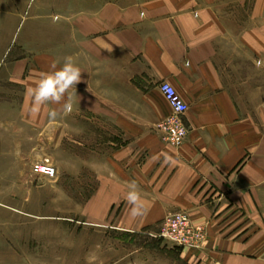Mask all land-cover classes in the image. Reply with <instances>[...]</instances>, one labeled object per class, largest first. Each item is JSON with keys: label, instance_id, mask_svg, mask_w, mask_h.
<instances>
[{"label": "crops", "instance_id": "0c3cea01", "mask_svg": "<svg viewBox=\"0 0 264 264\" xmlns=\"http://www.w3.org/2000/svg\"><path fill=\"white\" fill-rule=\"evenodd\" d=\"M45 8L52 25L39 26L36 58L21 71L37 81L71 58L81 80L67 94L70 112L46 103L36 116L27 93L36 81H27L19 113L26 131L52 121L56 180H69L74 195L84 180L89 225L137 233L183 212L206 231L199 248L185 250L189 262L264 264V0H38L37 19ZM163 82L187 105L178 147L158 127L172 114ZM26 139L0 138L13 148L0 153L21 157ZM132 191L142 205L135 215ZM23 210L0 199V264H77L75 221L17 218ZM60 238H69L67 251Z\"/></svg>", "mask_w": 264, "mask_h": 264}, {"label": "rangeland", "instance_id": "374dc122", "mask_svg": "<svg viewBox=\"0 0 264 264\" xmlns=\"http://www.w3.org/2000/svg\"><path fill=\"white\" fill-rule=\"evenodd\" d=\"M37 2L38 0H7L6 3H0V130L10 128V132L3 133L4 136L0 132V138L10 134L20 139L28 138L27 146L21 147L23 150L21 157L13 158L11 152L0 153V190L7 188L12 192V194H0V199L24 208L17 214V218L47 222L61 217L58 220L64 224H69V218L75 221L77 264H195L189 262L186 254V251L192 248L172 245L159 236L164 228V219L160 224L137 233L90 226L86 218L85 200L88 195L84 193V180L82 186H78L77 194L74 195L72 188L68 187L69 180H62L61 183L56 178L50 180L32 171V163L42 157H39L40 152H44L43 156H49L51 162L53 161L52 121L48 122L47 132L26 131V122L19 113L27 81H36V75L29 73L27 69L21 71L20 65L23 59L36 58V39L44 33L39 26L43 23L51 26L55 14L51 9L45 8L44 12L47 14L42 19H37ZM44 36L47 42L52 44L51 30L45 31ZM71 118L74 125L84 121L82 116ZM81 132L84 134V131ZM72 135L74 136V131H68L62 138L68 139ZM34 141L39 146H36ZM73 149L79 151L83 150V147H73ZM0 150L12 151L13 148L0 147ZM65 161V165H68L67 160ZM57 182L61 184L58 185ZM72 200L75 201L76 211L57 209V207L73 206ZM180 227L191 231L188 223L181 222ZM202 232L205 238L204 226ZM60 239L58 250L67 251L69 244L64 241L69 238ZM40 245L47 247L49 244ZM72 245H74L73 238H70L71 251ZM36 246L37 244H30L31 248Z\"/></svg>", "mask_w": 264, "mask_h": 264}, {"label": "built area", "instance_id": "2783aa9c", "mask_svg": "<svg viewBox=\"0 0 264 264\" xmlns=\"http://www.w3.org/2000/svg\"><path fill=\"white\" fill-rule=\"evenodd\" d=\"M160 90L170 105L172 114L158 127L163 133V139L170 145L178 147L183 143L187 132L183 123V115L187 110V105L168 83H161ZM31 168L34 173L50 180L55 179L57 176L56 168L49 156H42L40 159L35 160ZM181 222L188 223L191 231L189 229V232L180 227ZM163 226V231L159 236L167 243L169 242L178 247L197 249L205 239L202 226L193 224L190 217L185 213H177L166 217Z\"/></svg>", "mask_w": 264, "mask_h": 264}, {"label": "clouds", "instance_id": "9594fccd", "mask_svg": "<svg viewBox=\"0 0 264 264\" xmlns=\"http://www.w3.org/2000/svg\"><path fill=\"white\" fill-rule=\"evenodd\" d=\"M80 80L81 69L71 58H65L59 66L53 62L50 70L43 73L34 85L27 89L30 98V113L34 116L39 115L41 107L46 103L61 105L63 111L70 112L72 104L67 94L70 89L76 92V85ZM47 115L49 119L54 120L58 113L52 110ZM126 199L129 204L133 205L132 213L138 214L142 207L138 194L134 191L129 192Z\"/></svg>", "mask_w": 264, "mask_h": 264}, {"label": "bare ground", "instance_id": "6f19581e", "mask_svg": "<svg viewBox=\"0 0 264 264\" xmlns=\"http://www.w3.org/2000/svg\"><path fill=\"white\" fill-rule=\"evenodd\" d=\"M38 160V159H37Z\"/></svg>", "mask_w": 264, "mask_h": 264}]
</instances>
